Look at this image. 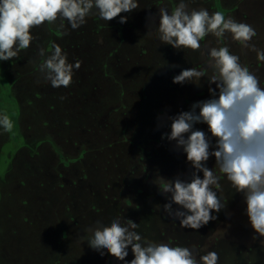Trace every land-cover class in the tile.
Segmentation results:
<instances>
[{
  "label": "rangeland",
  "instance_id": "374dc122",
  "mask_svg": "<svg viewBox=\"0 0 264 264\" xmlns=\"http://www.w3.org/2000/svg\"><path fill=\"white\" fill-rule=\"evenodd\" d=\"M153 2L154 0H143L144 6L151 5ZM221 3L222 7L227 8V14H232L236 19L246 21L257 29L258 36L253 42L257 47L264 48V0H221ZM201 6L207 7L209 11L218 10L214 0H195L190 5V7ZM147 10L149 12L151 9ZM146 28L150 29L152 39L149 45L143 46L133 58L138 70L131 72L134 77H129V82L132 84L135 83V79L141 78L147 83L132 87L131 93L133 97H136L133 101L138 107L134 108L130 103L127 111L141 122L146 117L141 109L149 112L152 116L148 127L152 128V123L155 124L156 134L153 136L147 130L148 135L145 141L136 142L135 144L139 146L134 152L132 148H123L126 150L125 161L118 164L121 168L119 171L116 167L108 165L109 168H106L105 164V160L110 156L111 159L114 158L113 152L117 147L113 150L110 147L105 149L104 146L93 147L97 143L101 145L106 142V138L99 134L92 138V141L95 139L94 142L85 143V140L75 138V146L70 143L69 149L65 151V156L69 158H79L84 148L92 147V149L85 150L86 155L83 156L85 160L82 165L73 167L69 173L68 170L66 172L59 169L58 156L52 150L50 151L47 147L41 148L43 151L41 156L39 142H32L27 138L30 132L25 120H20L21 137L23 141H27V144L23 145V155L17 156L16 148L19 142L13 140L12 133L0 135V195L4 191V195L0 196L1 264H122L106 252L103 257L99 256L96 251L89 248L86 240H82L89 234L87 226L98 215L110 221L117 214L122 220L131 218L140 223L137 231L152 239L169 241L174 239L181 244L194 246L196 251L201 253L206 250H216L220 254L219 264H264V239L253 235L247 216L244 214L245 205L242 195L230 188L227 182L223 186L224 194L228 197L226 207L216 214L215 220H210L198 230L181 229L178 221L164 213L162 206L166 198L158 191V186L154 183L156 177L171 178L177 174L187 177L191 173V168L185 162L183 153L174 149L172 143L166 139H161V133L168 130L169 115L186 110L192 102L207 97L203 95L206 94L204 92L208 89V85L206 82H202L201 87L192 84H174L172 82L174 74L184 67L202 65L204 58L198 52H183L161 44L154 36L155 26L151 20ZM206 39H210L211 44L215 45L214 37ZM224 43H228L231 51L239 54L241 61L257 70L258 75L264 79V65L257 63L255 52L242 49L230 38ZM167 57L169 60H166ZM19 61H21L20 57L13 58L11 62H0V97H2L0 107L8 101L7 97L14 98L19 105L21 104L20 95L15 89L16 80L12 78L15 73L14 68L19 65ZM172 65L179 67H172ZM24 72L23 75H26L27 72ZM82 72L85 77V72ZM102 83L104 84V79ZM106 84L110 82L106 80ZM5 90L8 91L9 96L6 95ZM24 90L23 87V103L28 94ZM110 90L111 88L104 90V87L98 86L93 100L98 103ZM142 93L149 98L148 101L141 98ZM154 93L159 95L157 99L160 102L151 105L149 95ZM125 97L128 99V95H125L123 99H126ZM11 109L16 111V106H12ZM106 110L108 111V108ZM106 115L103 112L102 119H99L97 124H108V115ZM24 117L28 121L37 123L42 115L38 107L36 110L27 107ZM134 121L133 117L129 118L126 122L128 126H125L127 128L124 129L122 136H129L134 132L136 129ZM121 123H123L122 119L120 126ZM118 137L120 140V135ZM113 138L109 140L111 143L119 142L116 134ZM78 145L83 148L78 150ZM62 149L63 147L60 146V150ZM22 161L31 164V167H26L24 164L23 167H13L14 164ZM214 163V157H210L208 166L212 167ZM13 169H19L20 175L9 179L14 174ZM86 171L91 181L80 182ZM59 172L67 173L63 190L60 187L62 176ZM40 173L41 176H39ZM109 173L113 176L108 177ZM70 179L75 182L71 183ZM138 190L141 193H138ZM132 192H135L134 195ZM103 194L106 197H102ZM76 221L87 224L79 231L75 229ZM16 230L17 232L13 233ZM71 230L72 239L69 235L65 236L67 232L71 234ZM15 235L20 238V247L14 238ZM73 241H76L77 246L72 252L70 248ZM131 258L130 252L126 259Z\"/></svg>",
  "mask_w": 264,
  "mask_h": 264
},
{
  "label": "clouds",
  "instance_id": "9594fccd",
  "mask_svg": "<svg viewBox=\"0 0 264 264\" xmlns=\"http://www.w3.org/2000/svg\"><path fill=\"white\" fill-rule=\"evenodd\" d=\"M194 2L154 0L144 6L151 9L148 23L154 22V36L161 44L198 52L204 58L200 66L181 68L172 82L196 87L206 82L209 93L188 109L169 115L168 130L161 133V139L184 154L190 175L158 176L154 183L166 198L164 213L181 229L198 230L226 207L223 186L227 182L242 195L253 235L264 239V79L224 41L230 38L255 52L261 65L264 48L253 42L258 33L252 24L223 10L190 7ZM140 7L141 0H0V62H11L36 42L33 29L41 25H57L66 33L86 24L89 17L107 23L116 18L124 24ZM209 37L215 38V45ZM38 55L43 58L38 70L45 82L53 88L73 82L81 62L70 61L59 43L53 41L50 50L39 47ZM13 130V119L0 112V135ZM210 157L215 159L212 167ZM87 227L89 234L82 240L89 248L101 257L106 252L122 264H219L216 250L201 253L174 239H152L137 231L140 223L122 220L119 214L110 221L98 215ZM130 252L132 258L126 259Z\"/></svg>",
  "mask_w": 264,
  "mask_h": 264
},
{
  "label": "trees",
  "instance_id": "16d2710c",
  "mask_svg": "<svg viewBox=\"0 0 264 264\" xmlns=\"http://www.w3.org/2000/svg\"><path fill=\"white\" fill-rule=\"evenodd\" d=\"M214 2L218 10H223L227 14L228 10L226 7H222L221 0H214ZM146 25H150V21L148 23V10L144 7L143 0H141V7L138 10H134L124 24L118 23L116 18H113V20L107 23L100 20L98 17H89L86 24L75 30L68 29L66 33L59 30L57 25H49L47 28L41 25L33 29L34 34L37 36V40L33 42L27 50H22L20 52L19 57L22 62H18L19 65L14 68L15 73L12 77L13 80H16L17 84L15 89L20 95L21 104L19 105L14 98L6 96L8 101L0 107V112H6L14 121V130L11 136L14 141L19 142L16 148L17 156L23 155V145L27 144V141H23L21 137V119L25 120L28 124V130L30 132V136L27 137L28 140L39 142V152L41 156L43 152L41 148L45 149L47 147L50 151L52 150V152L56 153L58 156L60 163L59 169L66 172L68 170V173L73 167L75 168L78 165H82V162L85 160L83 156L86 155L85 150L87 148L82 149L83 151L79 158H69V156H65V151L67 152V149H69L70 143L72 145L75 144V138H77V140H85V143L94 142L95 139L92 141V138H94L96 134L106 138V142L101 145L97 143V145L95 144L93 147L104 146L103 148L107 149V147H110L111 150L117 147L115 152H113L115 155L114 158L111 159L110 156L105 160L106 163H104L106 164V168L110 166L116 167L119 171L121 168H119L118 164L125 161L124 154L126 150L123 148H132L134 152L139 146L135 143H143L145 141L146 135H148L146 132L147 130L150 134L155 136V124L152 123L153 130L151 127H148L149 123H151L150 118L152 116L149 112L141 109L142 114L146 116L141 122V120L137 121L136 117L127 111V106L130 103H132L134 108L138 107L133 101L136 97H133L134 95L131 93L133 90L132 87L147 83L146 81L143 82L141 78L135 79V83L131 84L129 82V77H134V75H131V72L138 70L137 66L135 67L134 65L133 58L136 57L143 46H148L150 39H152L150 29L145 31ZM53 41L59 43L62 48L67 51L70 61L78 60L81 62L83 59L80 63V68L74 73L73 82L68 87L62 86L53 88L49 83L44 81L42 74L38 70V65L43 60V58L38 55V48L44 47L50 50ZM145 52L147 53V51ZM166 60H169L168 57ZM169 63L171 62L169 61ZM82 71L85 72V77ZM23 72H27L26 75H23ZM102 79H104V84L102 83ZM106 80L109 81L110 84H106ZM143 84L141 86H143ZM97 85L100 86V88L104 87V90L105 88H111L110 91H107V94L105 93L102 96V99H100L98 103L93 100L96 89L98 88ZM23 87L25 88V93L28 92L25 103H23ZM5 93L8 95L7 90H5ZM204 93L206 94L203 95V97L209 95L207 89H205ZM125 95H128V99L126 97V99H123ZM149 96L152 102L151 105L160 102V100L157 99V96H159L158 94L154 93ZM141 98L147 101L149 100L143 93ZM1 99L2 97H0V100ZM12 106H16V111L15 109H11ZM27 107H32L33 110H36V107L39 108L42 117L37 123L28 121L24 117V111ZM107 108L108 111L106 110ZM103 112L108 115L109 123H105V125L104 123L101 125L97 124V121L102 119ZM65 114L67 115L63 117ZM130 117H133L135 120L134 127L136 129L129 136H122L126 130L125 128H127L125 127L127 125L126 122L129 121ZM121 119L123 123H121L120 126ZM60 120L61 123H59ZM60 125H62V127ZM114 134H116V138H118V143H111V141H109L114 139ZM119 135L120 140L118 137ZM54 139L57 141L55 142ZM60 146L63 147L62 150H60ZM78 146V150L83 148L80 145ZM103 148H101V150ZM90 149H92V147H88L87 150L90 151ZM94 152L96 154L98 153L96 151ZM119 154L121 155L119 156ZM131 157L133 158V156ZM23 164L26 165V167H31V164L23 163V161L14 164L13 167H23ZM13 173L14 174L11 178L9 177V179H14L20 175L19 169H15ZM59 174L62 176L60 187L63 190L67 173L64 174L63 172H59ZM39 176H41V173ZM112 176L111 173L108 174V177ZM89 179V174L86 171L83 173L80 182H82V180H88L90 182L91 180ZM70 180L71 183L75 182L72 179ZM3 192L0 196L4 195ZM134 193L135 192H132V195H134ZM138 193L141 192L138 190ZM102 197H106V195L103 194ZM20 214L21 213H19V215ZM82 223L83 221H76L75 229L79 231H81L82 228L84 229L87 223ZM18 231L20 230L18 229ZM16 232L17 230L13 233ZM70 233L71 234L67 232L65 236L68 237L69 235V238L72 239V230ZM14 238L20 247V238L16 235ZM75 246H77V243L73 241V245L70 248L72 252L75 250Z\"/></svg>",
  "mask_w": 264,
  "mask_h": 264
}]
</instances>
